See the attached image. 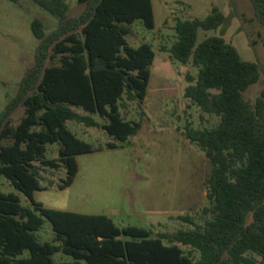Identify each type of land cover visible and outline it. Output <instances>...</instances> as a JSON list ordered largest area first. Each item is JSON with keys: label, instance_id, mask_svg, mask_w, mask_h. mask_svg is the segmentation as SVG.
Returning a JSON list of instances; mask_svg holds the SVG:
<instances>
[{"label": "trees", "instance_id": "16d2710c", "mask_svg": "<svg viewBox=\"0 0 264 264\" xmlns=\"http://www.w3.org/2000/svg\"><path fill=\"white\" fill-rule=\"evenodd\" d=\"M31 1L57 23L46 32L40 18L31 20L38 40L33 63L0 111V177L30 203L24 206L16 194L0 190V264H264V88L253 105L242 94L258 81L259 65L242 59L222 36L198 40L199 30L218 28L224 14L214 7L203 19H177V39L169 47L173 59L197 67L184 96L219 117L213 127L185 125L183 133L211 163L209 205L202 208L211 217L200 224L180 216L192 227L154 234L135 225L119 227L105 214L46 207L33 197L46 187L36 161L65 169L57 184L63 189L77 173L76 155L103 148L77 137L67 121L98 126L119 142L137 133L139 122L122 117L120 101H144L155 52L149 42L131 46L126 36L136 20L154 28L152 0H74L82 5L77 15H69L68 0ZM250 2L264 27V0ZM18 106L23 113L12 123ZM48 144H58V158L45 156ZM45 220L51 240L37 234ZM180 244L199 256L185 253ZM57 252L72 260L56 262Z\"/></svg>", "mask_w": 264, "mask_h": 264}, {"label": "rangeland", "instance_id": "374dc122", "mask_svg": "<svg viewBox=\"0 0 264 264\" xmlns=\"http://www.w3.org/2000/svg\"><path fill=\"white\" fill-rule=\"evenodd\" d=\"M68 2L69 15L79 14L82 5L74 0ZM152 4L154 28L147 29L136 20L130 24L131 32L126 36L131 46L149 42L156 53L144 101L141 104L125 98L120 101L122 117L139 122L137 133L119 142L98 126L67 121L77 137L103 148L76 155L77 173L63 189L57 184L65 178V169L42 166L36 161L43 177L41 184L46 187L36 190L33 197L46 207L105 214L119 227L135 225L156 234L191 228L180 216H190L200 224L211 217L202 208L209 205L206 180L212 166L203 151L183 133L185 125L199 129L213 127L219 117L201 111L184 96V88L195 82L197 67L183 64L169 53V47L177 39L176 20L203 19L214 7L224 14L225 20L218 28L199 30L198 40L222 36L234 45L242 59L259 65L258 81L242 93L250 105L264 88V27L255 17L250 0H152ZM34 17L44 22L46 32L57 23L54 16L31 0H0V111L33 63L38 42L30 29ZM73 109L87 114L81 108ZM22 113L23 108L18 106L11 115L12 123ZM91 116L99 123L105 122L97 114ZM111 141L117 147H105ZM45 156L58 158V144H48ZM0 190L16 194L22 205L30 206L28 199L3 176ZM50 230V223L45 220L38 235L51 240ZM180 246L193 258L199 256L190 246ZM247 255L260 259L253 253ZM53 258L56 262L72 260L62 252L55 253Z\"/></svg>", "mask_w": 264, "mask_h": 264}, {"label": "crops", "instance_id": "0c3cea01", "mask_svg": "<svg viewBox=\"0 0 264 264\" xmlns=\"http://www.w3.org/2000/svg\"><path fill=\"white\" fill-rule=\"evenodd\" d=\"M153 5V4H152ZM155 52V51H154ZM156 54V53H155ZM155 57V56H154ZM153 63V62H152ZM152 65V64H151ZM40 230V229H39ZM38 230V231H39ZM38 231H37V234H38ZM50 233L53 234L52 230H50ZM39 236V235H38ZM40 237V236H39ZM53 237V236H52ZM41 239V238H40ZM41 240H47V239H41Z\"/></svg>", "mask_w": 264, "mask_h": 264}]
</instances>
